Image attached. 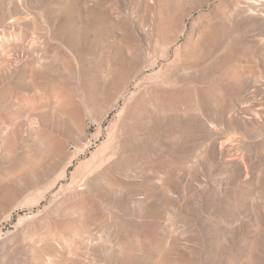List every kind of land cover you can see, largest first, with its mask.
I'll list each match as a JSON object with an SVG mask.
<instances>
[{
	"label": "rangeland",
	"instance_id": "obj_1",
	"mask_svg": "<svg viewBox=\"0 0 264 264\" xmlns=\"http://www.w3.org/2000/svg\"><path fill=\"white\" fill-rule=\"evenodd\" d=\"M0 264H264V0H0Z\"/></svg>",
	"mask_w": 264,
	"mask_h": 264
}]
</instances>
